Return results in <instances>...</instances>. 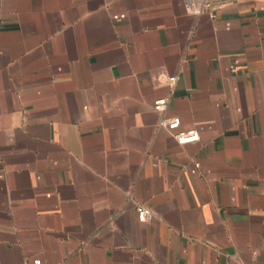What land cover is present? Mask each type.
Here are the masks:
<instances>
[{
    "label": "crops",
    "instance_id": "0c3cea01",
    "mask_svg": "<svg viewBox=\"0 0 264 264\" xmlns=\"http://www.w3.org/2000/svg\"><path fill=\"white\" fill-rule=\"evenodd\" d=\"M204 1L0 0V264H264V0Z\"/></svg>",
    "mask_w": 264,
    "mask_h": 264
},
{
    "label": "built area",
    "instance_id": "2783aa9c",
    "mask_svg": "<svg viewBox=\"0 0 264 264\" xmlns=\"http://www.w3.org/2000/svg\"><path fill=\"white\" fill-rule=\"evenodd\" d=\"M182 4L188 14L192 15H200L203 13H210L211 8L210 5H208L204 0H181ZM210 16L213 17L210 13ZM179 81V76H169L166 78V85L172 90L174 86ZM170 102V96L161 98L156 100L153 103V110L157 113L163 114ZM180 127V119L178 117L173 118H165L162 116V118L159 121L158 128H162L167 130L170 134H172L175 142L178 145H187L199 142L200 137L197 131L195 130H187V131H179ZM198 167V164H196ZM137 221L139 223H146L149 221H152L154 219L153 212L143 206V205H137L135 208ZM33 264H41L39 260H33Z\"/></svg>",
    "mask_w": 264,
    "mask_h": 264
}]
</instances>
